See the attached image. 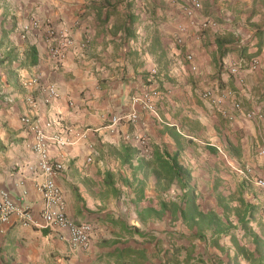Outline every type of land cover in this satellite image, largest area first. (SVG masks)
Returning <instances> with one entry per match:
<instances>
[{"label":"crops","instance_id":"obj_1","mask_svg":"<svg viewBox=\"0 0 264 264\" xmlns=\"http://www.w3.org/2000/svg\"><path fill=\"white\" fill-rule=\"evenodd\" d=\"M201 2L203 14L217 11L213 15L221 30H190L188 43L177 47L172 41L175 25L185 21L179 0H0V189L26 202L41 222V193L27 168L36 156L31 134L19 122L21 114L31 112L29 91L20 80L38 75L53 83L59 96L46 105L33 90L34 118L71 124L86 133L84 140L55 146L51 154L65 165L56 182L66 215L95 227L88 248H81L70 243L65 230L24 227L13 217L0 227V264H165L163 251L174 241L183 244L180 259L190 252L200 254L204 264H264L258 262L259 254L264 255V196L228 167L234 159L264 173V154H258L264 146V120H247L243 113L228 120L199 96L206 83L219 82L235 92L244 111L262 105L264 40L261 68H245L244 83L229 77L222 63L240 57L243 32L248 42L256 28H264V0ZM224 12L234 21H224ZM30 17L72 27L75 46L61 64L49 57L41 30L20 36V26ZM255 49L252 41L249 52ZM186 50L194 54L197 73L188 68ZM152 67L158 72L149 82ZM148 86L161 92L157 114L136 107L135 123L113 124V115L133 109V93ZM126 134L148 135L152 156L142 158L138 142L126 140ZM89 155L91 161L86 160ZM186 194L204 211L214 210L232 223L218 245L210 242L211 231L199 239L180 223L179 206ZM240 199L252 207L244 228L234 210ZM132 227L139 232L130 231ZM181 232L187 240H178ZM236 244L253 256L238 253Z\"/></svg>","mask_w":264,"mask_h":264},{"label":"built area","instance_id":"obj_2","mask_svg":"<svg viewBox=\"0 0 264 264\" xmlns=\"http://www.w3.org/2000/svg\"><path fill=\"white\" fill-rule=\"evenodd\" d=\"M144 9V5L141 4ZM181 15L185 19L175 25V32L172 37L173 43L177 47L185 46L190 40V30L196 29L200 34L206 30L220 31L221 27L217 20L211 15L202 13L201 0H179L178 6ZM224 21H230L231 16L224 12L222 15ZM20 36H27L41 30L48 46V55L55 64H61L68 51L75 46L72 27L67 25L56 26L49 21H42L36 17H30L20 26ZM198 37V36H197ZM197 39V38H196ZM243 41V40H242ZM247 41V39H246ZM243 41L241 45L252 42V37L248 42ZM86 40L79 44L84 47ZM184 59L192 73L198 72V66L194 54L191 50L184 52ZM261 59L259 56L250 57L248 60L242 57H236L223 62V68L228 76L233 78L238 84L244 83L243 68L246 67L252 71L261 68ZM157 68L152 67L148 71L147 81L153 82L157 75ZM21 85L29 91L28 103L31 112L23 113L19 116V122L22 127L31 134L30 149L36 156V161L32 165H27L30 172V178L35 181L37 189L41 193L42 208L40 212L41 222L37 223L31 207L24 201L15 200L5 189H0V227L7 225L16 218L20 225L29 227L32 225L43 228L62 229L67 232L68 239L73 246L88 248L91 237L94 234L93 222H75L70 219L65 212V200L61 187L56 179L64 170V161L53 157L51 150L53 147L65 148L73 146L86 138L85 131L78 130L74 125L56 124L58 121L45 120L42 123L38 118H34L33 112L37 109V101L32 95L33 90H38L42 94V102L50 105L58 96L59 92L53 83H44L38 75L22 77ZM161 96V92L156 87H143L138 89L131 96V105L133 109L130 112L113 115L112 123L131 122L138 120L136 107L143 111L156 115V100ZM202 100L208 102L221 116L228 120H233L237 114L243 113L247 120H264V104L254 109L244 111L241 102L238 100L235 92L227 87H221L217 82L206 83L199 91ZM69 105L74 107L73 102ZM54 125L59 126L58 131L49 133L48 130ZM125 139H134L139 144V154L144 158L152 155V145L149 136L146 134H126ZM258 154H264L262 146ZM91 156L86 160L91 161ZM231 165V164H230ZM231 167H233L231 165ZM235 173L241 178L253 183L264 196V173L250 165L233 167ZM42 178L38 181V178Z\"/></svg>","mask_w":264,"mask_h":264},{"label":"trees","instance_id":"obj_3","mask_svg":"<svg viewBox=\"0 0 264 264\" xmlns=\"http://www.w3.org/2000/svg\"><path fill=\"white\" fill-rule=\"evenodd\" d=\"M264 40V28H256L252 35V41H255V47L256 49L252 52H249L250 43H246L239 46L240 51V57L244 59H249L250 57L259 55L261 51V46ZM30 55H31V61L36 62V53L33 47H30ZM222 52H225L224 50ZM152 156V155H151ZM144 158V157H142ZM145 159V158H144ZM240 207L235 208V214L240 221V224L242 227H246L248 223V219L245 218L246 213H251L252 207L249 206L247 208V204L244 203L241 199L239 200ZM225 210H230V207L228 205L224 206ZM179 221L180 223H184L188 229L192 230L194 232V237L199 239H206L204 232L209 230L211 231L212 238L210 239V242L214 245H218V239L229 233L232 229V223H230L228 220L223 221L221 216L215 212L214 210L204 211L199 204L195 201L194 196L192 194H186L182 197L181 204L179 206ZM134 230L135 232H139V229L136 227L130 228V231ZM246 230V229H245ZM142 235H145V233H141ZM188 237L184 233H180L178 235V240H187ZM183 248V244L180 243L177 244L176 241L173 242V245L171 244L168 246V248H165L163 251L162 258L165 259V264H204L205 259L200 255H193L192 253L188 252L187 255L180 259L179 255ZM236 250L238 253H243V250L241 246L236 244ZM235 252L233 260L236 261L238 259V253ZM168 253L170 254L168 256ZM244 256L248 255L249 258H251L252 252L246 253L244 251ZM258 262L262 263L264 261V255L262 253L258 256Z\"/></svg>","mask_w":264,"mask_h":264},{"label":"rangeland","instance_id":"obj_4","mask_svg":"<svg viewBox=\"0 0 264 264\" xmlns=\"http://www.w3.org/2000/svg\"><path fill=\"white\" fill-rule=\"evenodd\" d=\"M223 11H221V13H222ZM213 13H217V11H215V12H212V11H210V12H206L205 13V15H211L212 17H213V19H215L216 20V17L218 18V16H216V15H213ZM220 13V12H219ZM232 21H234L233 19H231L229 22H232ZM205 32V31H204ZM242 38H243V41H246V39H248L249 38V36H248V33L247 32H243V36H242ZM232 59V58H231ZM229 60V59H228ZM223 64V63H222ZM246 67H244L243 68V70L245 69ZM246 69H248V68H246ZM242 70V71H243ZM243 75H244V71H243ZM230 77V76H229ZM219 83V82H218ZM260 101H261V103L262 104H264V99L262 98V99H260ZM233 166V167H235L236 165L237 166H245V165H242L241 163H237L234 159H231V160H229V162H228V167H229V169H230V174H233V176L234 177H236V176H238L236 173H235V171H234V169H233V167H231V165ZM240 177V176H239Z\"/></svg>","mask_w":264,"mask_h":264}]
</instances>
